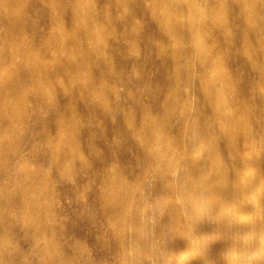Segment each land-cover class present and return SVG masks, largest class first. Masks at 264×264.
I'll list each match as a JSON object with an SVG mask.
<instances>
[{"label":"bare ground","instance_id":"6f19581e","mask_svg":"<svg viewBox=\"0 0 264 264\" xmlns=\"http://www.w3.org/2000/svg\"><path fill=\"white\" fill-rule=\"evenodd\" d=\"M0 1L2 20L8 29L3 38H0V122H2L0 135L11 138L6 146L0 145V148L9 152L8 154L6 152L5 156H0V177H11L9 184L3 185L0 182V239L5 243L8 236L5 229L6 222H4L6 217L4 218L5 215L2 214L5 209L27 216L28 220L23 224L27 239L33 238L37 233L50 235L57 229L62 231L58 222L56 224V221H52L51 202L43 203L44 200H51L53 196L47 177L49 173L46 174V171L42 169L30 170L21 158L23 146L21 141H25L28 131L32 132L24 119L31 115L38 117V113L29 107L30 102H45L56 109L57 102L50 96L51 85L61 78L66 79L76 93L88 96L94 102L103 100L105 92L108 94L116 92L113 91L114 86L107 85V68L99 70L98 77L91 75L87 70L99 64L102 59L97 54L98 48L107 44L105 29L108 23L113 21V14L107 11L106 4L105 7L98 6L97 0ZM105 1L114 2L120 8L133 7L135 2L134 0ZM147 1L153 2L146 7L151 19L149 20L155 22L153 24L157 27L159 26V33H162L164 36L162 39H165V42V37L173 42L172 49L166 54L163 43L152 40L154 38L151 36H149L150 39L147 37L149 44L154 46L153 50H159L157 52L160 53V58L165 59V55L171 53L173 62L168 68L163 69H165V76L174 82V88L170 94H167L163 109L158 108L159 113L153 114L148 106H143L141 118L136 122L133 131L131 130L142 148L140 154L134 158L135 163L141 167L138 171L140 173L134 180L129 181L124 174L126 170L120 166L121 164L110 165L111 176L101 180L102 186L99 192L104 214L112 219L121 220L122 226L117 224L119 226L117 232L123 236L128 234L130 241L137 243L135 246L137 255L143 251L153 254L156 249L155 243L159 240L147 221L148 217L137 214V207L149 204L153 214L159 217L158 228L163 235V241L168 232L185 234L186 222L182 220V216L191 219L197 210L208 205L216 194L217 181L224 173L215 140L223 139L238 155L248 150L253 131L243 127L241 122L243 118L241 110L248 103L240 95L241 84L237 81V75L234 76L228 71L225 50L229 46L237 48L238 52L245 57L243 62L257 68L264 79V2H260L261 0H210L209 5L206 3L202 5L199 0ZM232 1L238 3L234 9H231L230 14L226 12V6ZM31 6L44 10L52 27V32L44 36L42 43L44 50L52 55L49 63H44L42 56L35 52L26 31L27 11ZM39 9L36 10L39 11ZM207 12L217 20L215 25L211 24L212 27H209L211 29L208 28V31L206 27L210 24L207 22L209 18L203 20L200 16L201 13ZM66 14H69L70 20L68 27L65 24V20L68 19L65 17ZM235 19L238 21L236 22ZM81 25H85L84 30L78 34ZM233 25L239 28L238 39L234 37L235 35L233 36V32L231 33ZM203 29L206 31L205 36L202 35ZM191 42L193 45L190 46ZM94 43L99 47L93 45ZM238 52H234V58ZM188 56L199 63L201 70L197 78L191 71V63L184 61ZM161 63L164 65L163 62ZM138 64H141L140 61ZM193 75L200 82L201 95L205 96L209 102L212 111L210 117L202 115L203 113L198 112V109L194 111L192 102L182 101L183 96H179L183 91L182 88H185L184 85L193 82ZM32 83L40 88L39 92L31 94L29 85ZM147 86L149 89V85ZM114 110L113 107L107 106L105 111L115 113ZM174 113L182 114L181 124L184 133L171 132L169 127ZM121 115V118L128 121L127 123L132 119L128 111H124ZM61 126L63 130L53 139L46 132L41 133L45 139V146L52 152L53 161L57 167L69 165L81 158L73 138L75 134L72 133L71 123L62 117ZM17 161L20 163L15 165ZM74 168L77 167L74 166ZM169 171H174L176 176L168 177ZM151 175L155 176L156 181L153 183L149 182L150 179L147 180ZM146 185L149 188L152 187L155 196L163 198L159 202L149 201V195L140 192L141 187ZM33 219L36 221H32ZM16 222L17 220L13 221V223ZM125 239L128 240V238ZM39 245L46 256L54 258V264H93L89 259L68 261L65 247L56 246L50 240L39 241ZM15 251L20 250L8 243L0 244V263L19 264L12 259ZM187 253L186 250L182 252L183 255ZM123 255L124 252H121V256Z\"/></svg>","mask_w":264,"mask_h":264},{"label":"rangeland","instance_id":"374dc122","mask_svg":"<svg viewBox=\"0 0 264 264\" xmlns=\"http://www.w3.org/2000/svg\"><path fill=\"white\" fill-rule=\"evenodd\" d=\"M134 1L136 8L134 5L120 8L114 2L96 1L98 6L107 5V11L113 14V21L111 20L112 22L110 21L108 25L105 24L107 25L105 29L107 46L97 45L99 47L97 54L102 60L96 66L97 69L89 67L87 70L91 75L98 77L100 71L107 68V85L115 87H113L115 94L105 92L103 100L94 102L90 97L76 93L68 85L67 80L61 78L51 85L50 96L54 97L52 100L57 102L56 109L45 102L31 101L29 104V107L38 113V117L31 115L24 119L32 132L28 131L25 141H21L23 144L21 158L30 170L42 169L46 171V174L49 173L47 177L53 196L51 200H44L43 203L51 202L52 221H56V224L58 222L62 231L57 229L54 234L50 235L37 233L33 238L27 239L26 230L23 227L28 220L27 216L22 213L15 214L9 209L3 210L2 214L4 213V218H7L4 222H6L5 229L8 233L5 243L20 250L15 251L12 259L19 264H54V258L46 256L39 245V241L43 242L47 239L56 246H64L67 260L71 262L89 259L93 264H264V79L257 68L250 67L246 64L247 62H243L245 57L238 52L237 48L229 46L225 50V63L228 71L234 76L237 75V81L241 84L240 95L248 103L241 110V117H243L241 122L243 127L253 131L249 151L238 155L223 139L215 140L224 173L217 181L216 194L208 205L197 210L191 219L182 216V220L186 222V233L168 232L163 241V235L158 228L159 217L153 214L149 204L140 205L137 207V214L148 217L147 221L159 240L155 243L156 249L153 254L143 251L144 253L137 255L135 249L137 243L131 242L128 234L123 236L117 232L119 227L117 224L121 225V220L112 219L104 214L105 210L99 197L101 180L111 176L110 165L119 166L121 164L120 166L126 170L124 174L129 181L134 180L140 173L138 171L141 167L135 163L134 158L140 154L142 148L132 131L136 127V122L141 118L143 106H148L153 114L159 113L167 100V94H170L174 88V82H171L164 73V70L173 62L171 53L165 55V59L160 58V53L157 52L159 50H153L154 46H151L148 40L151 36L154 38L152 40L163 43L164 53L172 49L173 42L168 37H165V42V39H162L164 36L159 33V26L157 27L153 24L155 22L150 21L146 7L153 2ZM199 1L202 5L211 3L210 0ZM236 3L238 2H228L226 12L231 14L230 11L237 6ZM228 4H232V7ZM228 6L231 8H227ZM31 7H28L27 11L26 31L35 52L42 56L44 63H49L52 55L44 50L42 43L44 36L52 32V27L44 10ZM0 8H2L1 1ZM1 13L0 9V38H3L8 29L2 20ZM41 13L46 15L42 16ZM201 14L203 20L209 18L207 22L210 24L206 27L208 31V28L215 25L217 20L209 12ZM68 15H65L66 19ZM65 21L66 26H70L69 17ZM84 26H79L78 34L84 30ZM233 26L231 33L233 32V36L235 35L234 37L238 39L240 37L237 32L239 28L237 25ZM203 30L202 35L205 36L206 31ZM93 45L96 46L95 43ZM234 52L240 54H236V59L233 57ZM166 57L169 58L166 59ZM186 59L184 61L191 63V71L197 78L201 70L199 63L189 56ZM139 61L141 64H138ZM196 78L192 79V83L189 82L190 85L186 83L185 88L181 87L183 91L179 96H183L182 101L192 102L194 111L199 110L198 112L203 113L202 115L210 117L211 107L205 96L201 95L200 82ZM29 91L35 94L40 91V88L32 83L29 85ZM107 106L113 107L115 113L105 111ZM124 111L131 114L132 119L129 123L121 118ZM173 116L169 127L171 132H183L182 114L174 113ZM62 117L71 123L72 133L75 134L73 138L81 158L69 165L57 167L53 161V154L46 148L45 139L41 133L46 132L51 139L57 137L58 132L63 130ZM1 125L2 122H0ZM1 136L0 145L3 147L11 138ZM6 152L9 153L0 148V156H5ZM17 162L15 165L20 163ZM75 169H78L77 172ZM167 175L174 178L176 173L169 171ZM0 180L3 185L9 184L11 177L1 176ZM147 180L150 183L156 181L153 175ZM146 186H142L140 192L148 194L149 201L159 202L163 198L155 196L152 187L150 189L147 186L146 189ZM12 219L17 222L13 223ZM32 221L35 222L36 219ZM5 243L0 239V244ZM185 250L188 253L183 255L182 252ZM121 252H124V257L121 256Z\"/></svg>","mask_w":264,"mask_h":264}]
</instances>
